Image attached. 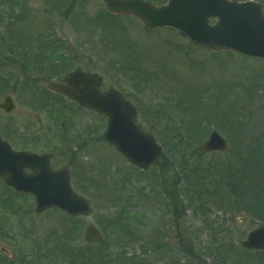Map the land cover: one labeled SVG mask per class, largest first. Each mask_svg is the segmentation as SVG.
<instances>
[{
    "label": "rangeland",
    "instance_id": "374dc122",
    "mask_svg": "<svg viewBox=\"0 0 264 264\" xmlns=\"http://www.w3.org/2000/svg\"><path fill=\"white\" fill-rule=\"evenodd\" d=\"M0 12V82L17 107L0 113V136L14 149L53 153L52 168L67 167L91 207L87 218L36 215L32 198L0 181V252L11 256L0 253V264H264V254L240 249L264 226L263 62L196 49L170 29L145 33L135 17L108 18L101 0H1ZM50 45V60L65 59L52 73ZM76 69L137 109L136 123L163 149L146 171L100 139L105 117L57 93ZM58 101L67 105L62 126ZM211 131L227 150L201 156ZM89 225L100 243H85Z\"/></svg>",
    "mask_w": 264,
    "mask_h": 264
},
{
    "label": "water",
    "instance_id": "95a60500",
    "mask_svg": "<svg viewBox=\"0 0 264 264\" xmlns=\"http://www.w3.org/2000/svg\"><path fill=\"white\" fill-rule=\"evenodd\" d=\"M113 15L134 16L150 32L158 28L177 30L191 43L218 52L231 50L247 57L264 59V15L260 6L253 2L238 3L227 0H168L156 7L142 0H102ZM217 19L210 26L209 19ZM73 97L82 106L107 116L104 139L130 163L146 169L158 157L161 149L155 140L142 133L134 124L135 108L117 91L110 89L102 94L98 90L101 78L75 71L67 79ZM0 109L10 112L12 102L6 98ZM225 141L213 132L202 145L201 152H223ZM48 156L16 153L0 140V178L17 191L35 197L36 213L57 207L71 216H87L88 203L75 195L69 184L66 170L52 171ZM32 169L25 175L24 169ZM100 235L92 227L85 233L87 242L98 241ZM242 245L248 250L264 249V227L252 231Z\"/></svg>",
    "mask_w": 264,
    "mask_h": 264
},
{
    "label": "flooded vegetation",
    "instance_id": "af4514ba",
    "mask_svg": "<svg viewBox=\"0 0 264 264\" xmlns=\"http://www.w3.org/2000/svg\"><path fill=\"white\" fill-rule=\"evenodd\" d=\"M259 2H264V0H258ZM261 7H262V11L264 12V4L263 3H261ZM27 56L29 57V55L27 54ZM32 60V63H35V61L36 60H34V59H31ZM29 70V69H28ZM60 89H61V91H69V89L66 87V86H64V85H61L60 86ZM12 96H13V98H14V95L13 94H11ZM6 127H8V125H6ZM17 150H19V149H17Z\"/></svg>",
    "mask_w": 264,
    "mask_h": 264
},
{
    "label": "trees",
    "instance_id": "16d2710c",
    "mask_svg": "<svg viewBox=\"0 0 264 264\" xmlns=\"http://www.w3.org/2000/svg\"><path fill=\"white\" fill-rule=\"evenodd\" d=\"M107 17H108V18H111V19H115L114 17H112V16H110V15H108ZM115 20H117V18H116ZM199 132H200V130H199V131H197V132H196V134H198V135H199Z\"/></svg>",
    "mask_w": 264,
    "mask_h": 264
}]
</instances>
